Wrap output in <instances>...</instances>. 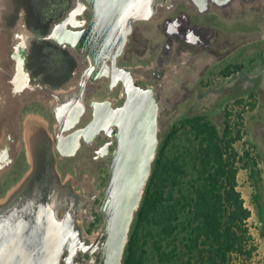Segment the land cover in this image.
<instances>
[{
	"label": "rangeland",
	"instance_id": "374dc122",
	"mask_svg": "<svg viewBox=\"0 0 264 264\" xmlns=\"http://www.w3.org/2000/svg\"><path fill=\"white\" fill-rule=\"evenodd\" d=\"M4 7L5 0H0V204L20 199L26 182L32 178L33 184L37 185L45 161L40 153V130L46 127L39 115L47 116L52 132L56 120L51 102L65 101L76 91L77 85L75 81L59 93L47 94L45 87L32 78L26 68L23 72L18 69L22 49L30 44L31 33L23 19L12 33L5 32L1 25ZM201 19L212 26L208 29L209 40H170L174 34H165L164 29L159 28L158 21L162 16L135 25L143 31L141 40L145 46L144 59L138 65L143 66V75L149 79L145 81L154 86L160 105L156 157L173 130H177V137L166 149L183 150L178 147V134L181 138L186 137L179 129L185 117L204 114L212 122L220 123L226 112L232 111L231 118L235 121L245 107L244 136L236 143V148L242 155L253 142L256 163L251 161L250 167L240 168L238 188L252 211L249 224L258 252L251 260L238 258L234 264H264V0H235L233 8L225 7L224 12L205 15ZM93 92L89 97L103 99L108 95L105 89ZM252 93L253 98L250 97ZM240 98H245L247 105L237 104ZM250 101L256 104L253 109ZM61 111L60 116L57 115L60 126L74 114V109L65 105ZM88 119L87 114L81 124ZM74 127L75 124L66 130L72 131ZM87 154L88 150L82 146L68 156L58 152L51 156L49 169L55 179L69 187L80 201L75 222L81 234L64 250L61 264H66L68 253L73 256L82 240L96 242L97 237L106 233L104 212L98 204L96 209L101 219L91 225L92 234L85 233L93 220V215H87V197L94 188L104 195L108 176L107 172L98 169L100 161ZM29 158L35 165L26 173ZM88 264H94V261L89 260Z\"/></svg>",
	"mask_w": 264,
	"mask_h": 264
},
{
	"label": "trees",
	"instance_id": "16d2710c",
	"mask_svg": "<svg viewBox=\"0 0 264 264\" xmlns=\"http://www.w3.org/2000/svg\"><path fill=\"white\" fill-rule=\"evenodd\" d=\"M8 2L5 25L15 26L19 8L25 6L29 28L40 35H46L73 5V0ZM36 40L40 41L34 43L30 57L42 59L41 48H48L45 65L63 72L45 79L62 86L71 77L75 58L50 39ZM236 103L248 102L240 98ZM249 105L253 109L256 104L250 101ZM243 111L245 107L235 121L232 111H227L220 123L204 114L185 117L179 129L186 137L178 134L180 151L166 149L177 137V130L172 131L153 163L123 264H234L238 258L249 261L255 256L258 244L249 224L252 211L238 188L240 168L256 163L253 142L242 155L236 148L244 136Z\"/></svg>",
	"mask_w": 264,
	"mask_h": 264
},
{
	"label": "water",
	"instance_id": "95a60500",
	"mask_svg": "<svg viewBox=\"0 0 264 264\" xmlns=\"http://www.w3.org/2000/svg\"><path fill=\"white\" fill-rule=\"evenodd\" d=\"M88 1L94 6L93 18L83 31L72 33L69 40H125L132 20L148 19L155 12L151 0ZM30 33L31 40L52 37ZM29 45L22 49L18 65L21 72L26 68ZM97 104L107 107V118L119 127L110 177L100 203L106 239L98 264H123L131 227L157 154L160 105L152 90L144 88L132 92L120 107L112 108L107 101ZM96 124L95 120L70 137L77 138ZM43 179L46 181L39 186L30 187L32 183L26 182L29 189L20 199L0 204V264H61L64 250L80 236L75 222L80 208L78 197L60 184L49 168Z\"/></svg>",
	"mask_w": 264,
	"mask_h": 264
},
{
	"label": "flooded vegetation",
	"instance_id": "af4514ba",
	"mask_svg": "<svg viewBox=\"0 0 264 264\" xmlns=\"http://www.w3.org/2000/svg\"><path fill=\"white\" fill-rule=\"evenodd\" d=\"M234 1L151 0L155 8L154 15L148 19L132 20L130 33L125 40H69L68 37L72 33L83 31L90 24L94 15V6L90 1L73 0L72 7L61 19L51 25L49 32L46 34L52 36L48 41L66 49L75 58V67L69 69L70 79L59 87L54 85L55 81L52 83L45 79L49 75L57 74L60 76L63 71L58 69L52 70V68L45 65L49 58L48 48H41L42 59L36 56L30 57L33 46L35 45L34 43L40 41L36 40L37 38L30 41L26 57L25 67L28 74L32 78L37 79L45 87L47 94L49 92L53 94L59 93L67 87L72 86V83L75 81L77 84L76 91L70 93L65 101L63 100L61 103H58V100L56 103L51 102V111L55 115L56 120L52 132L47 116L39 115L46 122V127L40 130L41 140L39 141H41L42 145L40 153L43 159L45 158V161L37 186L46 181L43 178L47 174L44 177L43 174L47 173L51 163V156L55 152L63 156H68L77 152L82 146L88 150L87 155L89 157H92L93 160L100 161L97 165L98 169L107 172L106 184L108 183L110 163L113 152L117 147V132L119 131V127L107 118V107L98 106L97 101H107L110 107L117 108L124 105L132 92H137L139 88L151 89L156 98L154 86L145 81V79H149L143 75V66L138 65L144 59L145 46L144 40H141L143 31L141 28H136L135 25L162 16V20L158 21V25L159 28L164 29L165 34H174L173 37L170 36V40L205 41L209 40L208 29L212 28V26L209 21L202 20L201 18L213 13H222L225 7L229 9L233 8ZM230 4L232 5L229 7ZM8 9L9 2L5 0V7L1 15V25L5 32L12 33L22 19L26 27L31 32H34L28 26V15L25 6L19 8V18L16 25L8 28L5 25V15ZM39 69H42V71L37 73L36 71ZM55 79L56 77L54 76ZM103 89L108 93L105 98L98 99L96 96L89 97L91 93H94L93 91ZM63 105L65 107H72L74 114L68 122L60 126L58 125L59 120L57 115L60 116ZM87 114L89 119L86 123L81 124V121L87 117ZM95 120L97 121L95 128H92L87 133L80 132L77 138L70 137L73 131L82 129ZM74 124L75 127L72 131L66 130ZM61 130H63L62 133H60ZM26 155L28 156L29 154L26 152ZM104 159H108V161H103ZM28 162L29 167L26 173L33 170L35 165L34 160H31V158H29ZM24 176L26 178L27 174ZM29 183H32L30 186L32 187L34 182L31 179ZM28 189L25 187L24 190L26 191ZM102 196L94 188L87 197L86 202L89 204L88 208H86L87 215H93V220L89 222V227L85 230L87 235L92 234V230L90 229L91 225L96 224L101 219V215L98 213L96 206L98 204L100 208ZM82 227H84V224H82ZM96 239V242L82 240V244L80 243L78 245L73 256H69L68 253L65 263L77 264L81 260V264H88L89 260H93L94 264H98L102 256V247L106 239V233Z\"/></svg>",
	"mask_w": 264,
	"mask_h": 264
},
{
	"label": "bare ground",
	"instance_id": "6f19581e",
	"mask_svg": "<svg viewBox=\"0 0 264 264\" xmlns=\"http://www.w3.org/2000/svg\"><path fill=\"white\" fill-rule=\"evenodd\" d=\"M60 191H61V192H64L65 190H64V189H61ZM73 228H74V227H72V229H73Z\"/></svg>",
	"mask_w": 264,
	"mask_h": 264
}]
</instances>
